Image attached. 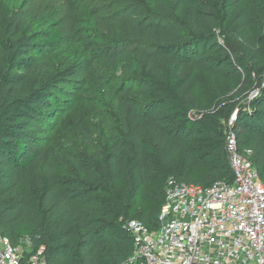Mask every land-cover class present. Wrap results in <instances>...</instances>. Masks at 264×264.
Masks as SVG:
<instances>
[{
	"label": "trees",
	"instance_id": "16d2710c",
	"mask_svg": "<svg viewBox=\"0 0 264 264\" xmlns=\"http://www.w3.org/2000/svg\"><path fill=\"white\" fill-rule=\"evenodd\" d=\"M195 1L215 23L242 21L237 32L249 26L247 10L236 13L246 0ZM188 3L150 0L149 11L152 18L165 20ZM187 18L191 28L182 37L157 24L124 18L107 23L104 98L125 137L117 135L109 118H101L103 132L92 153L96 182L87 192L103 197L86 198L75 189L70 193L52 172L27 173L38 164L39 125L65 105L59 86L75 67L60 66L29 87L20 84L18 73L29 70L31 46L41 54L63 44L59 21L48 14L33 29L12 15L0 23V234L13 246L28 239L31 247L42 250L45 264H122L132 249L124 216L140 185L152 186L158 206L147 208L136 220L153 229L168 179L203 187L231 182L221 118L233 113L238 148L251 151L250 161L264 181V58L256 69L233 56L244 79L240 88L220 100L221 113L191 106V61L213 54L215 32L213 26L199 23L193 10ZM122 40L132 46L130 53L120 45ZM221 55L225 59L212 64L219 62L220 69L230 59ZM254 90L257 94L247 99ZM124 144L128 154L122 159ZM121 180L117 195L115 186ZM75 195L80 199H73Z\"/></svg>",
	"mask_w": 264,
	"mask_h": 264
},
{
	"label": "rangeland",
	"instance_id": "374dc122",
	"mask_svg": "<svg viewBox=\"0 0 264 264\" xmlns=\"http://www.w3.org/2000/svg\"><path fill=\"white\" fill-rule=\"evenodd\" d=\"M149 4L150 0H0V23L8 21L13 15L20 17L23 24L37 29L42 20L51 14L58 19L64 37L63 44L55 51L37 54L33 52L34 47L29 48V70L18 73L21 85H38L45 73L55 71L60 66L75 67V73L59 86L62 91L60 95L67 99L65 105L39 125L41 128L37 133L41 147L38 164L36 170H27L28 177L49 171L70 193L75 189L81 191V198L103 197L100 193L87 192L89 185L96 182L91 172L92 153L100 141L99 131L103 132L101 118H109L117 135L125 137L104 98L108 74L104 56L108 42L105 37L108 35L107 23L111 20L124 18L133 23L157 24L179 32L182 37L189 33L191 27L187 17L189 10H193L199 23L214 27L213 54L197 55L191 61L193 107L222 112L220 100L240 88L244 79L243 72L234 66L233 56L259 69L264 58V0H246L238 5L236 13L246 9L249 18V26L239 32L236 29L242 21L230 18L224 24L215 23L207 10L201 9L195 0H189L188 6L185 4L179 13L165 20L152 18ZM120 45L125 48V53H130L132 46L128 42L122 40ZM221 53L228 54L230 59L220 69L219 62L212 64L221 57L225 59ZM252 93L247 95V99L252 98ZM246 100L242 103H247ZM51 102L54 103V100L51 99ZM191 112L196 111L191 108ZM231 117L221 118L226 129ZM127 154L128 144H124L120 157L124 159ZM122 184L124 180L115 186L117 195ZM151 187L140 185L137 188L130 199L124 223L128 219H138L147 208L158 206ZM73 199L80 197L75 195ZM19 245L24 252L29 251L25 241Z\"/></svg>",
	"mask_w": 264,
	"mask_h": 264
},
{
	"label": "built area",
	"instance_id": "2783aa9c",
	"mask_svg": "<svg viewBox=\"0 0 264 264\" xmlns=\"http://www.w3.org/2000/svg\"><path fill=\"white\" fill-rule=\"evenodd\" d=\"M234 119L235 113L224 144L231 182L203 187L168 179L156 227L124 223L132 249L122 264H264V181L251 151L238 148ZM22 241L29 251L0 234V264H45L42 250Z\"/></svg>",
	"mask_w": 264,
	"mask_h": 264
}]
</instances>
